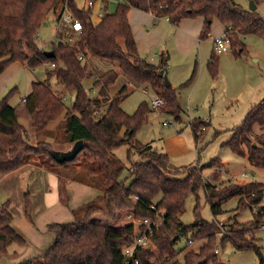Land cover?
Masks as SVG:
<instances>
[{
  "label": "trees",
  "instance_id": "16d2710c",
  "mask_svg": "<svg viewBox=\"0 0 264 264\" xmlns=\"http://www.w3.org/2000/svg\"><path fill=\"white\" fill-rule=\"evenodd\" d=\"M262 1L254 0L256 5ZM59 3L69 6L73 17L81 22L82 32L76 36L72 26L60 23L51 49L54 57H47L37 43L38 35L47 16ZM133 8L153 12L176 27L186 19L203 18L205 26L200 40L210 38L213 22L217 20L225 26L231 51L237 58L247 52L244 37L264 38V17L257 9L251 11L238 0H123L113 14L107 12L106 6L99 24L93 23V9H79L76 0H0V75L14 63L32 70L49 66L47 77L55 76L67 92H75V101L68 109L65 95H56L45 80L34 81L31 92L23 100L28 114L33 116L32 126L46 127L64 114L65 142L83 141L85 146L81 160L79 154L74 161L63 164L52 157L54 150L50 143L33 147L29 143V131L20 121L18 108L10 103L18 90L14 88L7 96L0 95V136L8 138L6 147L0 146V179L29 164L50 171L60 166L57 192L62 205L68 206L70 202L68 181L62 178L66 170L76 173L74 179L92 184L101 191L100 196L73 211V220L48 225L55 236L51 246L16 263L10 262L17 256L12 248L28 247V240L13 224L11 201L0 203V264H128L123 249L132 243L138 228L130 223L117 225L124 209L132 210L140 219H159L151 237L155 249L148 251L140 260L141 264H222L216 250L223 249L227 243L235 251H254L259 256V264H264L263 247L256 237V232L264 227V182L251 181L245 185L220 182L221 174L215 169L217 166L221 169L222 163L217 160L186 168L187 177L176 178L180 170L171 169L166 153H159L151 144L143 145L135 140L137 131L146 122L149 106L142 103L133 114H128L122 109L129 96L127 85L110 97L118 72L109 70L102 75H92L89 64H84L89 56L117 64L131 82L146 86L155 96L163 98L160 112L177 121L183 120L179 92L194 82L197 66L183 85L167 87L160 72L168 68V58L161 55L160 61L154 63L140 54L129 19ZM71 36H75V40L70 43ZM218 56L214 52L207 65L213 77L219 74ZM91 77L93 85L89 93L84 82ZM205 125L201 119L192 121L197 144L204 138L198 132ZM257 126L264 128V100L249 111L243 124L235 129L229 145L235 153L247 147L254 168L264 170V132L252 142ZM123 145L130 147V153L141 157L129 169L133 179L129 184L122 178L125 166L114 155ZM206 171L211 172L208 177H204ZM201 188L215 220L209 222L202 218L197 201L195 221L184 225L180 216L186 200ZM24 195L26 217L35 225L31 195L29 191ZM234 198H239V204L233 220L236 222L240 211L246 208L253 211V220L242 228H237L235 223L225 224L226 234H223L216 219L224 212V205ZM98 214L109 221L94 219ZM188 235L193 239L205 238L206 243L199 252H187L180 260L175 247Z\"/></svg>",
  "mask_w": 264,
  "mask_h": 264
},
{
  "label": "rangeland",
  "instance_id": "374dc122",
  "mask_svg": "<svg viewBox=\"0 0 264 264\" xmlns=\"http://www.w3.org/2000/svg\"><path fill=\"white\" fill-rule=\"evenodd\" d=\"M110 1V12H112L116 7L115 0ZM57 6H59V9L57 8L58 14L55 9L50 12L44 25L39 31L37 43L38 45H42L45 51H51L53 42L56 41L54 35L60 24L57 18L63 5L60 3ZM102 10L104 13V7ZM108 11L107 8V12ZM51 21H53L55 25ZM209 39L207 46H205L203 50V55L196 58L195 61L185 58V64L182 65V57L179 54L173 55V69H179L181 73L186 74L187 76L185 78L183 77V82L190 78L195 69V65H198L196 78L190 86L193 85L194 88L199 80H201L194 93V101H191L190 99L188 87L180 89L179 99L182 109L184 110L182 111L183 120L181 121H177L171 115L163 114L159 109H154L152 107V99L155 97V94L152 90H147L148 88L146 86L137 85L131 82L120 71L117 64L92 56H89L88 59L84 61V64H86V62L89 64L92 75H102L109 70H115L118 72V79L115 85L110 89V97H113L123 86L127 85L129 96L123 102L122 109L128 114H133L142 103H146L149 106L150 112L146 117V123L136 133L135 140L137 142L143 145L151 144L157 152L164 153L166 152L164 149V143L167 133L174 132L176 134V132L180 131L179 135L189 146L190 153L181 161H174V163L180 168L177 169L180 171L176 178L181 180L186 178V168L198 165L203 166L212 160H217L220 162L222 161L225 164L224 169L223 166L221 169L217 168L219 166L215 169L217 173L221 174L219 179L220 182L232 181V177H237V179L239 178L238 180L251 179L258 182H264V170H258L251 167L249 162L243 157V154L235 153L229 145L235 129L243 124L251 108L264 100V38L256 35H249L246 38H243L247 47V52L241 57L237 58L232 51L219 55V74L217 77H213L207 67L208 62L214 53L213 44L210 43ZM40 45L39 47H41ZM140 54L143 57H147L144 52H140ZM195 62L197 63L195 64ZM25 69L26 72L32 74V76L36 78V81L45 80L56 95H65L68 109L72 108L75 101V92H67L64 86L57 81L55 76L48 78L47 71L51 69L49 66L42 65L35 69V73H32L29 67ZM28 77L29 76L25 72L16 76L8 85L6 94L14 87H19L18 92L14 95L10 103L12 106L18 108L20 121L29 131V143L35 148L41 147L39 143L45 142L50 143L53 150H64L63 148L65 147L67 150H70L73 144L65 142L62 128L64 114L57 119V121L49 123L46 127L36 128L32 126L34 121L33 116L28 114L26 104L23 103V98L27 97V92L30 87ZM169 80L171 82V76L169 77ZM92 85V77L84 82V86L89 93ZM105 107H103L104 111ZM193 118L201 119L206 122L205 127L198 132L199 135L202 134L204 137L199 144L195 141L191 124V119ZM165 122H169L170 125L165 126ZM204 128L205 130H203ZM48 131H51L49 137L47 134ZM263 132L264 128L257 126L252 136V142L255 143L257 136ZM7 139V137L0 136L1 147H6ZM130 150L131 149L128 145H123L114 151L115 159L125 166L126 170H124L122 178L126 179L127 184L133 180L131 175H129V169L134 163L141 160L139 154L134 152L130 153ZM243 150L248 154L249 150L247 147H244ZM83 155L84 152H81L79 156L80 160L83 158ZM33 160L36 162L38 161L36 158H33ZM59 168L60 166L53 167L54 170H51V172L58 174ZM64 169L62 170L64 171ZM65 172L66 174H64L62 178L66 179L68 182L83 184L94 190H99L92 184H84V182L74 179L76 175L75 172H72L71 174L69 170H66ZM245 172H250V174L245 178H241L242 174ZM210 173L211 172L207 171L204 172V177H208ZM68 174L70 175L67 177L66 175ZM232 182H236V180H233ZM218 183L219 182H217V184ZM7 185L9 186L8 182H5L4 186L1 185L0 203H4L10 198L13 199L15 196V193L13 192L14 190L11 192V189ZM23 186L24 193L27 191L30 193L26 181L23 182ZM197 201L200 204L199 211L202 218L209 222L215 220L211 207L207 202L205 191L201 188L197 194H190L186 200L185 209L180 216V220L184 225H190L195 221L194 209L197 205ZM238 204L239 198L230 200L224 205V212L217 217L216 220L220 222L219 224L223 234L226 232L225 224L228 225L235 223L237 228H242L243 225L248 224L253 220V211L250 208L240 211L236 218V222L233 220L238 213ZM132 212L133 211L129 209L122 210L117 220V225L123 226L127 224L131 219L129 215ZM94 219L102 222L109 221L107 217L99 214L95 215ZM256 237L259 239V244L263 247L262 253L264 257V229L257 231ZM205 243V238L193 239L191 235L181 238L175 247L180 253L179 259L183 260V257L187 252H199ZM218 257L222 264H259L260 261L259 256L254 251H235L229 243L221 249V253Z\"/></svg>",
  "mask_w": 264,
  "mask_h": 264
},
{
  "label": "crops",
  "instance_id": "0c3cea01",
  "mask_svg": "<svg viewBox=\"0 0 264 264\" xmlns=\"http://www.w3.org/2000/svg\"><path fill=\"white\" fill-rule=\"evenodd\" d=\"M76 1L79 9L88 10L85 7V0ZM122 1L123 0H115L116 7L112 12H110V0H96V5L94 6L92 16L93 23L99 24L101 22L103 7L104 10H106L107 6L109 10L108 12L113 14L115 13L119 3ZM239 2H241L245 7L249 8L250 1L240 0ZM256 6L257 10L264 17V0ZM57 8L59 9V6L56 7V12ZM129 19L139 51L146 53V58L156 63L160 61L161 55H165L168 58V68L166 69V73L168 78L171 76V86L178 88L183 85L186 82H183V79L187 76L186 74L181 73L179 69H173V55L179 54L182 57V65L185 64V58L195 61L196 58H199L203 55V50L208 44V40H200V35L205 26V20L203 18L186 19L176 27L172 25L167 19L156 17L153 12H144L136 8H133L130 11ZM53 24L55 25L54 22ZM225 30V26H223L219 21H214L209 39L210 43L213 44V38L222 35ZM57 31L58 30H56V33ZM40 46L42 49H44L42 45ZM196 63L197 62H195V64ZM196 66L198 65H195L194 68ZM25 68H27V66L20 63H14L3 74L0 75V95L2 97H5L9 94L12 89L6 94L8 85L16 76L23 72L27 73L29 76L28 83H30V87L27 92L29 95L31 92L32 83L36 81V78H34L32 74L26 72ZM31 72L35 73V70L31 69ZM200 81L201 80H199L198 84H196L194 88L193 85L188 87L191 101H194V93L198 88ZM14 88L19 90V87L17 86ZM24 99L25 98H23V100ZM179 105L182 109L180 99ZM182 111L184 110L182 109ZM194 119L195 118L191 119V121ZM179 132H176V134L174 132H168L164 143V149L166 151L164 153L169 156V164L172 170L180 169L179 166L174 163V161H181L190 153L189 146L184 141V139L180 137ZM47 134L49 137L51 131H48ZM63 149L64 150L58 149L55 151H68L66 147ZM240 154H243L245 160L248 161L251 167L254 168V162L249 154H247L244 150ZM221 163L224 169L225 164L222 161ZM24 181H26L30 189L31 200H33L32 208L36 223L35 225H32L26 217V201L23 186ZM251 181L254 180L241 179L235 183L239 185H245ZM5 182L9 183V186H7L11 189V192L14 190L13 192L15 193L13 199H8L11 201L10 209L14 215L13 224L15 228L28 240V247L17 248L15 246L12 248V253H17V256L12 255L13 259H11L10 262L13 263L34 257L41 251L51 246L55 240V236L54 233L48 230V225L51 223H64L73 220V211L101 195V191L99 190H94L83 184H77L75 182L69 181L67 182L66 187L70 196V202L68 206H64L58 201V175L52 173L50 170H47L46 167H39L33 164L24 166L10 175L1 178L0 188L1 185H5ZM220 253L221 250L219 251L218 255H220Z\"/></svg>",
  "mask_w": 264,
  "mask_h": 264
},
{
  "label": "built area",
  "instance_id": "2783aa9c",
  "mask_svg": "<svg viewBox=\"0 0 264 264\" xmlns=\"http://www.w3.org/2000/svg\"><path fill=\"white\" fill-rule=\"evenodd\" d=\"M86 9H93L96 5V1L94 0H85ZM63 5V4H62ZM101 9V8H100ZM168 20V19H167ZM59 23H65L67 25L72 26L75 35H79L82 32V24L78 19H75L70 11L69 6L63 5L62 10L58 16ZM75 40V36H71L68 38V42H73ZM213 48L214 52L217 55H221L231 51V40L224 32L222 35L213 38ZM82 59V57H80ZM164 105V100L160 96H155L152 99V107L154 109H159ZM165 126L169 125V122L164 123ZM205 130V128L203 129ZM250 172H245L242 174L241 178L248 176ZM233 180L238 181L237 177H232ZM131 219L128 223L137 225L138 231L135 237L133 238L132 243L123 249V255L127 258L128 264H141L140 260L143 257H146V254L150 250H154L155 247L151 241V237L154 234V228L158 227L159 219L158 217L155 219H140L137 218L134 212L129 215ZM223 225V224H222ZM144 227V230L141 231L140 228ZM264 229V227H263ZM140 230V231H139ZM226 234V232H224ZM219 248H217L216 253H219ZM155 263V260H152Z\"/></svg>",
  "mask_w": 264,
  "mask_h": 264
},
{
  "label": "water",
  "instance_id": "95a60500",
  "mask_svg": "<svg viewBox=\"0 0 264 264\" xmlns=\"http://www.w3.org/2000/svg\"><path fill=\"white\" fill-rule=\"evenodd\" d=\"M249 9L251 11H255L257 9V6L254 2V0L250 1L249 4ZM45 55L47 57H54V53L52 51H46ZM160 75L163 77L165 84L167 87L171 86V82L168 78V75L166 73V70H162L160 72ZM85 149L84 142L83 141H77L76 143L73 144L70 150L68 151H52L51 155L52 157L56 160L57 163L63 164L66 162H72L74 161L78 155Z\"/></svg>",
  "mask_w": 264,
  "mask_h": 264
}]
</instances>
